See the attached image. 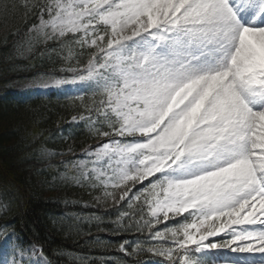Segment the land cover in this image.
<instances>
[{
	"label": "snow or ice",
	"instance_id": "1",
	"mask_svg": "<svg viewBox=\"0 0 264 264\" xmlns=\"http://www.w3.org/2000/svg\"><path fill=\"white\" fill-rule=\"evenodd\" d=\"M19 7L26 51L58 57L44 87L82 86L71 121L99 143L65 168L115 207L113 234H139L118 250L149 255L134 264H264V0ZM0 255L53 264L11 224Z\"/></svg>",
	"mask_w": 264,
	"mask_h": 264
},
{
	"label": "trees",
	"instance_id": "2",
	"mask_svg": "<svg viewBox=\"0 0 264 264\" xmlns=\"http://www.w3.org/2000/svg\"><path fill=\"white\" fill-rule=\"evenodd\" d=\"M24 2L0 0V190L13 198V210L0 214V225L11 224L27 241L42 247L53 264L148 260L147 254L118 250L121 238L131 242L139 234H113L112 229L119 227L116 209L111 202L95 199L99 190L62 179L65 164L99 143L86 126L71 121L80 114L78 93L56 89L39 93L14 86L60 66L56 53L39 56L35 50L26 51L21 34L27 21L19 7ZM5 5L17 7L5 10Z\"/></svg>",
	"mask_w": 264,
	"mask_h": 264
},
{
	"label": "rangeland",
	"instance_id": "3",
	"mask_svg": "<svg viewBox=\"0 0 264 264\" xmlns=\"http://www.w3.org/2000/svg\"><path fill=\"white\" fill-rule=\"evenodd\" d=\"M42 76L31 79V80H22L14 83V86L19 89L23 90H36L39 93L47 90V89H56V90H62L65 91V89H69L68 92L70 94L72 93H78V90L81 85H65L62 87H53L51 86V82L49 81V87L45 88L44 87V80L41 79ZM46 78V77H45ZM51 152H46V156H51L52 154H49ZM83 157H80L78 159H81ZM76 159V160H78ZM75 161V160H74ZM64 173V174H63ZM62 173V179L64 180H69L70 177L73 175V172L71 171L70 168L66 169ZM71 182V181H70ZM5 205H7V209L5 210ZM11 210H13V198L7 195L5 192H2L0 190V214L8 213ZM259 258V257H258ZM3 256L0 255V264H2Z\"/></svg>",
	"mask_w": 264,
	"mask_h": 264
}]
</instances>
